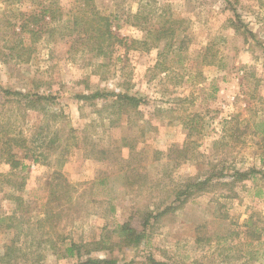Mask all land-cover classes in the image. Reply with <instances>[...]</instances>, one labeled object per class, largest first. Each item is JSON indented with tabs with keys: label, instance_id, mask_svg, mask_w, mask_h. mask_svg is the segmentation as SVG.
<instances>
[{
	"label": "rangeland",
	"instance_id": "obj_1",
	"mask_svg": "<svg viewBox=\"0 0 264 264\" xmlns=\"http://www.w3.org/2000/svg\"><path fill=\"white\" fill-rule=\"evenodd\" d=\"M50 1L64 15L83 4L0 0V264H264V0H95L139 41L102 57L44 33L17 60L7 19ZM168 19L171 48L145 49ZM106 92L142 100L126 109ZM9 138L25 168L7 161ZM236 171L249 174L225 185ZM192 178L209 189L158 216ZM125 223L139 242H122ZM98 240L108 248L65 250Z\"/></svg>",
	"mask_w": 264,
	"mask_h": 264
},
{
	"label": "trees",
	"instance_id": "obj_2",
	"mask_svg": "<svg viewBox=\"0 0 264 264\" xmlns=\"http://www.w3.org/2000/svg\"><path fill=\"white\" fill-rule=\"evenodd\" d=\"M55 1H50L48 5L41 8L40 12L32 11L30 14H21L24 20L21 23H13L7 19L8 30L13 28L12 33L8 34L15 38L13 45H9L10 54L19 61H29L35 50L34 46L29 41H37L44 33H48L50 37L56 36L59 32V37L62 39H71L72 43H78L83 51H87L94 56L106 57L111 55L116 48L122 45L131 47L132 42L139 40H132L130 43L127 39L120 37L113 29V22L109 15L102 13L95 4V0H83V4L77 6L76 9L70 10L69 14L64 15L62 8L58 6L57 1L55 6L52 4ZM143 3V2H142ZM141 3V4H142ZM57 4V5H56ZM49 16V19H46ZM68 16L67 20L61 25H53L54 22L59 21V17ZM134 18L141 19L146 18L145 10L142 5L140 9L134 14ZM176 20L168 19L161 27L153 34V30L149 29L146 36H152L153 43L148 42V37L143 39L142 43L145 49H150V44L159 45L162 39H167L164 49L171 48L173 39L176 34L177 28L175 27ZM18 26L19 32L15 30ZM11 27V28H10ZM16 42V43H15ZM162 50L163 53L164 51ZM113 51V52H112ZM165 69V68H162ZM9 92V91H8ZM101 95L99 93L93 95L96 97ZM115 95L116 99L114 104L119 105L122 108H138L141 103V98L128 93H113L106 92L103 94L104 97ZM44 97H38L37 102L41 103ZM31 102V101H30ZM32 108L41 107L36 105L37 103L32 101ZM26 106H29L28 104ZM7 161L11 166L16 169L22 165L25 168V164L16 158V153L12 150V144L24 147V144L16 143L14 138H9L5 142ZM42 155V153H40ZM28 156V153H26ZM37 161V159H35ZM248 172H235V178L232 181H226L225 185H234L236 180H242L247 177ZM210 179L194 180L188 179L186 183L178 187L174 193L176 200L179 201L178 205L169 204L167 205L158 216L167 213L171 210H175L184 205L194 193L203 192L209 189L208 183ZM67 195V193L65 194ZM150 222L149 215L145 216L144 224L147 225ZM120 234L124 235L122 242L130 244L132 242H139L143 236V232H139L136 229L130 227L127 223L123 224L120 229ZM90 245L92 247H90ZM108 248L102 240L94 241L93 243H71L66 247V252L70 255H74L76 250L78 255L82 254V250H85L86 255H90L93 250ZM7 256V255H6ZM78 264H120L116 259L109 258H94L88 256L85 260L79 261Z\"/></svg>",
	"mask_w": 264,
	"mask_h": 264
}]
</instances>
